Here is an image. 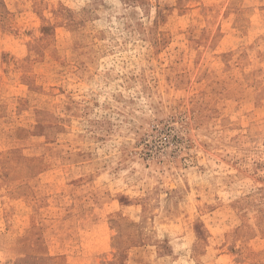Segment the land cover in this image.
I'll return each instance as SVG.
<instances>
[{"label": "rangeland", "instance_id": "1", "mask_svg": "<svg viewBox=\"0 0 264 264\" xmlns=\"http://www.w3.org/2000/svg\"><path fill=\"white\" fill-rule=\"evenodd\" d=\"M0 264H264V0H0Z\"/></svg>", "mask_w": 264, "mask_h": 264}]
</instances>
